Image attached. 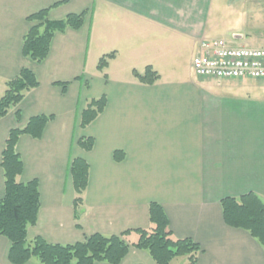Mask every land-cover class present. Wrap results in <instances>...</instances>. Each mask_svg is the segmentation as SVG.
Listing matches in <instances>:
<instances>
[{"label":"crops","instance_id":"1","mask_svg":"<svg viewBox=\"0 0 264 264\" xmlns=\"http://www.w3.org/2000/svg\"><path fill=\"white\" fill-rule=\"evenodd\" d=\"M46 9L51 21L87 15L81 29L57 33L37 63L24 57L23 45L33 26L28 18ZM219 39L264 48V0H0V98L23 69L39 81L0 120V160L11 130L52 118L41 139L24 135L17 144L24 164L18 181L39 182L30 240L72 245L94 234L151 230L150 205L158 203L173 238L201 246L197 264H264V247L229 227L221 205L250 193L264 203V81L198 77L192 62L200 44ZM148 67L159 75L153 85L134 76ZM102 97L104 111L82 129V112ZM83 138L94 139L91 152L79 147ZM77 158L89 165L78 221L71 176ZM125 239L133 245L139 235ZM10 246L0 236V264H11ZM179 261L173 264H188ZM121 264L156 263L131 248Z\"/></svg>","mask_w":264,"mask_h":264},{"label":"trees","instance_id":"2","mask_svg":"<svg viewBox=\"0 0 264 264\" xmlns=\"http://www.w3.org/2000/svg\"><path fill=\"white\" fill-rule=\"evenodd\" d=\"M48 14L49 9H46L28 18L33 26L25 37L23 55L37 63L47 59L57 33L81 29L87 15L85 12L69 15L64 20L51 21ZM114 58V53L104 56L99 62V70L106 68ZM134 76L148 85H153L159 79L152 67L146 68L143 75L134 72ZM6 87L4 96L0 98V120L18 107L28 92L38 88L39 81L31 70L23 69L17 78L6 83ZM106 103L104 97L90 102L81 114L80 127L85 129L96 121ZM51 119L46 116L34 117L24 129L11 130L0 160V170H3L5 177V195L0 199V236L10 242L8 259L11 264H28L34 259L40 264H121L131 248L148 252L156 264H173L185 258L188 264H197L202 253L201 246L189 238L174 239L169 219L158 203L150 205L151 230H129L109 237L94 234L72 245L51 244L42 237L30 240L28 230L37 225L41 207L39 182L18 181L24 171V164L17 152V144L24 135L41 139ZM78 145L83 151L91 152L95 141L93 138H83ZM120 155L116 153L115 158L121 160ZM71 176L77 194L74 206L75 219L78 221L80 206L84 203L83 194L89 183V165L86 160L77 158L73 161ZM221 205L225 223L229 227L249 232L264 247V203L257 195L250 193L239 199L225 198ZM131 233L139 235L138 242L133 245L125 239Z\"/></svg>","mask_w":264,"mask_h":264},{"label":"built area","instance_id":"3","mask_svg":"<svg viewBox=\"0 0 264 264\" xmlns=\"http://www.w3.org/2000/svg\"><path fill=\"white\" fill-rule=\"evenodd\" d=\"M192 68L200 78L264 81V48L235 47L222 39L204 41Z\"/></svg>","mask_w":264,"mask_h":264},{"label":"rangeland","instance_id":"4","mask_svg":"<svg viewBox=\"0 0 264 264\" xmlns=\"http://www.w3.org/2000/svg\"><path fill=\"white\" fill-rule=\"evenodd\" d=\"M226 40V39H225ZM178 262H181V261H178ZM179 264V263H178Z\"/></svg>","mask_w":264,"mask_h":264}]
</instances>
